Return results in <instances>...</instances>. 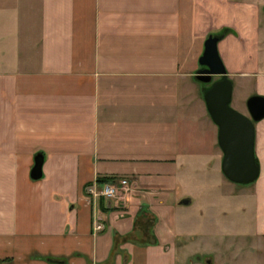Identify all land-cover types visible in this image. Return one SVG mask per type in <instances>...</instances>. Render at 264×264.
I'll list each match as a JSON object with an SVG mask.
<instances>
[{
	"label": "crops",
	"instance_id": "crops-1",
	"mask_svg": "<svg viewBox=\"0 0 264 264\" xmlns=\"http://www.w3.org/2000/svg\"><path fill=\"white\" fill-rule=\"evenodd\" d=\"M255 6L0 0V264L181 263L200 234L186 222L194 173H223L219 127L195 82L200 59L208 34L232 27L240 38L219 43L228 73L262 86ZM110 178L128 179L129 192L90 193ZM256 208L264 236V196Z\"/></svg>",
	"mask_w": 264,
	"mask_h": 264
},
{
	"label": "rangeland",
	"instance_id": "rangeland-1",
	"mask_svg": "<svg viewBox=\"0 0 264 264\" xmlns=\"http://www.w3.org/2000/svg\"><path fill=\"white\" fill-rule=\"evenodd\" d=\"M237 1L249 6L256 4L255 15L260 23L259 36L261 37L258 71L264 72V0H232V2ZM225 28L231 30L230 33L228 31L225 34ZM211 35L221 36L222 40L229 35L240 38L237 30L229 26L213 30L208 34V38ZM200 69H202L201 65ZM255 70L257 71V68ZM229 78L234 83L231 106L238 112L250 117L248 101L256 95L264 96L262 93L264 92V84L261 86L257 77L251 73L247 77L230 76L229 74ZM217 80L219 77L214 78V82ZM195 82L199 85L202 97L205 98V92L211 85L203 84L196 78ZM256 129L259 132L264 131V120L256 123ZM257 146L260 150L258 143ZM258 149L256 147V154ZM259 163L261 165L260 159ZM207 171L200 170L196 174L194 173L195 178L193 180H197V187L195 188L197 203L191 207L192 217L188 218L186 222L189 228L195 226L194 229L200 234L198 233V240L192 247L181 251L184 259L179 264H264V236H260L258 233L260 225L257 219L258 209L256 208L258 195L264 196V166L260 178L249 185L231 182L224 172L222 173L216 168ZM245 189H247L244 191L246 195H242L243 192L240 193V191ZM207 192L212 195V202L205 200ZM197 222L198 225L196 226ZM196 246L197 250L193 249ZM197 254L200 256H195Z\"/></svg>",
	"mask_w": 264,
	"mask_h": 264
},
{
	"label": "water",
	"instance_id": "water-1",
	"mask_svg": "<svg viewBox=\"0 0 264 264\" xmlns=\"http://www.w3.org/2000/svg\"><path fill=\"white\" fill-rule=\"evenodd\" d=\"M221 36L211 35L206 41L204 55L200 59V69L196 79L211 87L205 92L209 113L219 127V145L224 152L222 169L233 183L249 185L261 175V165L256 154V123L264 120V96L249 99L250 117L238 112L232 106L234 83L229 78L227 67L219 51ZM215 77H222L214 81ZM44 156L38 155L32 170V178H43ZM190 200L183 204L189 205Z\"/></svg>",
	"mask_w": 264,
	"mask_h": 264
},
{
	"label": "built area",
	"instance_id": "built-area-1",
	"mask_svg": "<svg viewBox=\"0 0 264 264\" xmlns=\"http://www.w3.org/2000/svg\"><path fill=\"white\" fill-rule=\"evenodd\" d=\"M89 190L94 196L104 197L109 201L120 200L125 192H129L130 182L128 179H121L117 182L103 184L101 189H97V184H95Z\"/></svg>",
	"mask_w": 264,
	"mask_h": 264
},
{
	"label": "trees",
	"instance_id": "trees-1",
	"mask_svg": "<svg viewBox=\"0 0 264 264\" xmlns=\"http://www.w3.org/2000/svg\"><path fill=\"white\" fill-rule=\"evenodd\" d=\"M228 31H229V33H230L231 30H228V28H225L224 33L226 34V32H228ZM257 161H258V163H259V159H258V157H257ZM109 182H117V179L110 178V179H99V180H98V183H99L100 185H103V184H106V183H109Z\"/></svg>",
	"mask_w": 264,
	"mask_h": 264
},
{
	"label": "flooded vegetation",
	"instance_id": "flooded-vegetation-1",
	"mask_svg": "<svg viewBox=\"0 0 264 264\" xmlns=\"http://www.w3.org/2000/svg\"><path fill=\"white\" fill-rule=\"evenodd\" d=\"M222 79V77H219V80ZM218 81V80H217ZM214 82V81H213Z\"/></svg>",
	"mask_w": 264,
	"mask_h": 264
}]
</instances>
